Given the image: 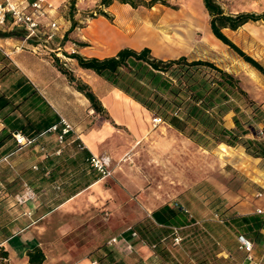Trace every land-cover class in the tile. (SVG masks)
Masks as SVG:
<instances>
[{"label": "crops", "instance_id": "0c3cea01", "mask_svg": "<svg viewBox=\"0 0 264 264\" xmlns=\"http://www.w3.org/2000/svg\"><path fill=\"white\" fill-rule=\"evenodd\" d=\"M125 5L113 2L104 9L114 16V22L98 15L85 25L74 27L62 48L52 47L54 41L46 44L42 37L25 39L19 28H14L10 36L0 37V187L2 180L8 183L7 189L19 185L26 198L20 205L7 198L0 200V248L8 252L4 264H27L26 251L34 245L45 253L43 264H92L96 261L87 253L102 243L114 249L126 264H167L161 263L142 240L127 238L123 233L140 221L152 220L151 212L164 204L156 205L158 194L146 186L148 182L141 174L136 153L140 144L148 143L157 147L158 154L165 159L167 143L172 146L176 139L180 148L181 145L186 148L188 143L195 147L193 141L167 122L153 124V114L137 101L92 70L80 67L76 59L60 58V52H56L63 49L102 58L126 46L137 50L150 48L149 44L138 46L136 36L153 37V34L139 28L137 19L126 25L128 30L124 29ZM74 15L79 23H84ZM96 22L102 27L100 31L91 29ZM69 26L70 21L67 27L57 31V38L63 40ZM157 42L160 41L154 44ZM156 57L170 59L163 54ZM54 59L89 85L105 113L91 108L87 97L58 69ZM254 59L264 65V58ZM248 74L244 89L259 105V121L254 123L255 137L259 139V132L264 129V74L255 68ZM232 115L225 117L228 127H234ZM62 118L71 124L72 130L61 154L55 155L56 134ZM175 123L180 127V121ZM53 124H58L55 131L49 130ZM12 130L34 136V143L17 148L10 134ZM218 146L220 156L230 157L233 171L245 180L240 187L234 186V181L228 187L218 180L212 182L214 189L223 191L221 196L229 216L249 214L261 208L260 213H264V157L247 154L241 145ZM91 154L109 158L110 176L103 177L90 168L86 158ZM14 205L19 208L17 214ZM28 207L30 216L23 214ZM185 223L179 226H189ZM215 224L210 227L216 232ZM117 236L123 239L109 243ZM231 240H235L234 236ZM216 256L218 260L222 256L227 264H262L264 240L254 242L250 256L241 254L237 262L230 249L219 248Z\"/></svg>", "mask_w": 264, "mask_h": 264}, {"label": "trees", "instance_id": "16d2710c", "mask_svg": "<svg viewBox=\"0 0 264 264\" xmlns=\"http://www.w3.org/2000/svg\"><path fill=\"white\" fill-rule=\"evenodd\" d=\"M114 1L129 4L133 8L138 6L151 8L156 4L170 6L166 0H99V9L96 14L111 21L112 17L104 9ZM202 3L209 15V27L212 34L235 51L246 63L264 74V65L244 52L223 31L225 28L236 30L250 21L264 22V13L238 12L231 14L223 10L218 0H202ZM74 5L75 0H70V26L63 35V41L66 40L67 34L74 27L83 25L74 18ZM87 18H95V13L89 14ZM13 31L14 28L11 30L0 29V37L10 36L14 33ZM79 44L85 45L84 43ZM67 56L76 59L80 67L92 70L113 87L137 101L153 116H158L162 121L178 127L186 137L197 145L203 148H212L219 144L228 147L241 145L247 154L253 157H264V138L257 139L255 137L254 123L259 121V105L250 98L234 74L218 66L215 62L208 59H189L184 55L161 59L152 55L151 49L147 46L139 50L126 46L115 54L102 58L86 57L75 51ZM54 63L75 88L87 97L94 111L105 113L100 100L88 84L77 79L58 60L54 59ZM229 113H233L234 127H228L225 124V117ZM175 121L181 122L180 127ZM251 132L253 137L248 135ZM69 134L70 132L67 136ZM24 135L35 141L34 136ZM67 136L65 145L69 142ZM183 208L188 211L185 212ZM151 217L152 220L140 221L123 233L127 238H130L131 232H136L138 237L135 239L142 240L151 248L154 245L153 251L165 262L173 261L167 243L168 239L170 243L174 244L173 228L179 229L181 241L187 237L191 238V243L200 242L202 239L204 241V238L211 239L212 242L221 240L225 247L230 249L236 262L241 254H247L239 249L238 234L245 235L253 244L264 240V233L261 232L264 229V214L259 212L232 215L225 219L213 218L216 225L223 228L221 234L213 231V228L210 227L213 225L212 223L194 218L186 206L176 202L173 206L164 203L156 207L151 212ZM185 222L189 226L185 225V228L179 226ZM157 228L160 232H157ZM218 234L220 238L217 236ZM212 236L216 240L212 239ZM222 236L223 238H221ZM233 236L234 241L231 240ZM202 248L205 247L202 246ZM211 248L210 253L204 252L195 256L193 263L190 259H181L174 264H211V257H215V253L218 251L217 245ZM194 249L196 250V248ZM191 253L194 254L193 251ZM7 255L8 252L0 248V264H4L3 260L7 258ZM26 255L27 264H43L45 260V253L38 245L29 248ZM207 255L209 258L206 257ZM219 257H221L219 259L221 262L227 264L222 256ZM217 258L218 256H216V260ZM90 259L95 260L98 264H126L107 243L91 252Z\"/></svg>", "mask_w": 264, "mask_h": 264}, {"label": "rangeland", "instance_id": "374dc122", "mask_svg": "<svg viewBox=\"0 0 264 264\" xmlns=\"http://www.w3.org/2000/svg\"><path fill=\"white\" fill-rule=\"evenodd\" d=\"M49 1L53 2L55 6L58 4L57 20L60 25L59 30H62L69 25L70 0ZM166 1L172 7L156 4V6L154 5L151 8L143 6L133 8L129 4L125 5L124 29H127L126 25L133 19H137L139 21V28L151 31L153 34V37L148 34L134 37L138 41V46L149 44L154 56L163 54L167 55V58H176L184 55L189 59H213L218 66L234 74L244 88V84L247 82L246 76L254 68H251L235 51L223 44L212 34L209 27V15L203 6L202 0ZM218 2L226 13H264V0H218ZM98 3L99 0H75L74 14H77V18L83 20L84 23L81 24L85 25L87 23L90 19L87 18L89 14L95 13V17L98 16L96 14V11L99 9ZM114 3L119 2L114 1ZM110 16L112 17L111 21L114 22V16ZM92 28L100 31L102 27L99 22H96ZM223 31L250 56L264 58V22L250 21L236 30L225 28ZM153 32L157 35H154ZM40 37L45 39V35L42 33ZM158 40L160 42H157V45H155L154 41ZM51 41H54L51 45L52 47L60 45L62 48V39L55 36L52 40H48L45 43L48 44ZM57 41L58 44H56ZM56 52H60V55H58L60 58L66 57L69 54L68 51L63 49H57ZM173 142L172 146L167 143V157L165 159L161 158L162 156L158 154L157 147H151L148 143L140 144V151L136 153L137 163L141 167V174L146 177L148 182L146 186H151L154 189L153 191L158 194L156 205L158 206L162 203H172L174 205L175 202L182 204L190 210L194 218L199 220L204 219L212 224L215 223L212 220L215 218V214L221 219L229 217V213H227L224 205L225 202H223L225 199L221 196V194L223 195V191L219 192L217 189H214L212 182L218 180L227 187L231 185V181H234V186L238 184L239 187L245 182L242 175L235 174L233 171L229 161L230 157H221L218 145L212 148H203L193 142L195 147H192L188 143L186 148L183 145L180 148L179 140L175 139ZM160 147L159 149H163L162 146ZM0 178H2V175ZM1 183L0 188L2 191L0 192V198L2 200L7 198L10 202L13 201L16 205H20L17 199L22 198V194H25V191H19V185L13 187V189H7L8 183L6 185L3 180ZM166 189L167 191H165ZM163 193L165 194L164 196ZM17 195L19 196L17 197ZM27 198L29 197L27 196ZM14 207L16 209L14 214H17L19 208L15 205ZM215 227L217 228L216 232L221 234L223 228L218 227L216 224ZM156 230L160 232L158 228ZM212 239L216 240L213 236ZM190 241L191 238L187 237L176 246H173L172 242L170 243L167 239L168 247L170 248L169 254L171 258L173 257V261L166 263L174 264L177 260L181 259H190L193 263L195 262V256H199L204 252L210 253L211 247L214 245H217L218 249H227L221 240H216L218 243L216 241L212 242L211 239L206 240V238H204V241L202 239L196 243H191ZM102 244L95 246L87 253V256L91 258V252ZM202 246L205 248H202ZM192 251L194 254L191 253ZM209 253L208 255H210ZM208 255L206 257L209 258ZM117 256L119 257L118 254ZM211 258L212 264H226L218 259L215 260L216 257L212 256ZM159 261L161 263L164 262L161 259Z\"/></svg>", "mask_w": 264, "mask_h": 264}, {"label": "built area", "instance_id": "2783aa9c", "mask_svg": "<svg viewBox=\"0 0 264 264\" xmlns=\"http://www.w3.org/2000/svg\"><path fill=\"white\" fill-rule=\"evenodd\" d=\"M58 6L53 5L48 0H0V29L8 30L13 28H19L24 32L25 39H37L40 38V34L45 35V41L53 39L57 35V31L60 28L56 13L58 12ZM153 124H159L162 119L158 116H153ZM49 130H57V125H53ZM72 130V126L65 119H61V127L56 134L57 147L54 153L59 155L66 143V136ZM261 137H264V130L259 132ZM15 140L17 148H21L28 144H31L34 140L27 138L21 131L14 130L11 132ZM81 148V146H80ZM90 168L94 169L101 176H110L111 167L110 160L107 156H99L91 154L87 159ZM26 198H18V203H23ZM185 212L188 210L183 208ZM257 212H262L258 209ZM23 214L30 216V208H26ZM216 219H220L217 214L214 215ZM132 238H137L136 232H131ZM123 237H113L109 243H118ZM181 241L179 229L173 228V243L178 244ZM237 241L239 249L245 251L247 256H250L253 250L254 244L243 234L237 235ZM154 245H152V248ZM92 264H97L92 262Z\"/></svg>", "mask_w": 264, "mask_h": 264}]
</instances>
